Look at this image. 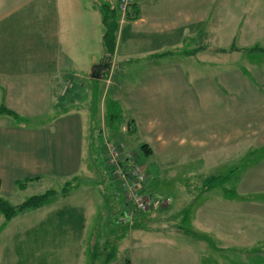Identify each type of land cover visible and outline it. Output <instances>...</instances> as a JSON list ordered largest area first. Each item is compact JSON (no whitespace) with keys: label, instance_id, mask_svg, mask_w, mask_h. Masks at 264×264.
Wrapping results in <instances>:
<instances>
[{"label":"crops","instance_id":"0c3cea01","mask_svg":"<svg viewBox=\"0 0 264 264\" xmlns=\"http://www.w3.org/2000/svg\"><path fill=\"white\" fill-rule=\"evenodd\" d=\"M101 1L0 0V107L27 119L11 123L0 115V198L8 202L4 198L42 180L67 185L81 178L85 184L76 192L82 196L77 201L90 205L88 190L103 186L97 203L106 218L114 219L127 207L105 164L106 140L123 153H133L128 148L132 143L145 146L143 152L158 156L164 165L242 141L245 149L258 148L246 154L254 158L243 164L231 204L242 205L245 216L255 214L264 228V0L135 4L126 17L118 12L115 52L105 69L99 66L104 64L99 7L117 9V0ZM233 46L235 51L217 52ZM203 54L229 57L219 82L211 75L196 78L194 67H184L182 62ZM235 61L240 70L233 72ZM89 81L97 94L104 82L110 93L94 106L96 112L90 110L92 101L88 104ZM106 100L123 112L118 129L106 126ZM29 179L24 187L17 186ZM105 193L112 197L108 202ZM71 194H56L41 207L50 208L45 213H37L39 208L9 221L0 214V264H83L57 238V216L64 210L55 206ZM53 213L55 223L45 227L42 222L18 223L19 218L48 220ZM194 213L197 219L203 210ZM156 218L173 217L161 207L139 221L147 226ZM142 226L128 229L110 264H118L122 253L121 264H201L203 245L177 238L148 243L153 241L138 234L158 230ZM166 231L181 234L179 226ZM110 233L119 237L122 230L112 227ZM87 247L81 251L88 253Z\"/></svg>","mask_w":264,"mask_h":264},{"label":"rangeland","instance_id":"374dc122","mask_svg":"<svg viewBox=\"0 0 264 264\" xmlns=\"http://www.w3.org/2000/svg\"><path fill=\"white\" fill-rule=\"evenodd\" d=\"M93 1L98 4L102 3L101 0ZM228 58L203 54L198 60H188L182 63H184V67L196 69V78L202 79L211 75L214 80L219 82L225 60ZM175 60L178 61V59ZM233 64V72L240 70V62L235 61ZM117 69L118 67L115 68V70ZM191 77L192 75L189 76V78ZM91 85L92 83L89 81L88 99L90 100H88V104L89 101H92L90 110L96 112L97 109L94 106L101 101L102 96L109 98L110 93L105 82L100 86L98 94L91 89ZM96 89L98 90V88ZM72 104L80 105L81 103L72 102ZM6 119L8 120V118ZM46 120L50 121L48 117ZM8 121L12 123L16 120L9 119ZM25 121L27 119L19 116V120L16 122ZM221 142L218 141L219 144ZM238 144L239 146H234V148L233 146L226 148V146L221 145L222 147L216 149L215 152L170 165L162 164V160L158 156L149 157L146 155L138 143L129 144V151L133 152L134 159L144 171L145 194L153 199H168L170 203L166 207L171 210L173 217L166 221L156 218L148 222L147 226H142L143 223L138 221L131 226L128 224L129 227L140 228L142 226L150 230H158V233L138 234L139 238H144L147 242L153 241L148 243H155L154 239L172 243V239L177 238L183 242L203 245V248L198 247L201 264H264V228L260 226L262 222L253 213L250 216H245L242 213L243 206L233 205L230 200L231 191H233L234 185L246 166L243 164H247L249 160L254 158L248 159L247 152L258 148V146H254V148L245 149L242 146V141ZM121 152H125V150L121 149ZM243 152H245L244 155ZM208 181L209 183H207ZM64 184L61 180L51 184L42 180L38 183L29 184L25 192H16L12 197L4 199L10 205L17 206L25 202L26 199L42 195L47 191H55L60 195L61 192L72 193L67 200L59 201L55 206L57 210H64L62 216H60L61 214L57 216L58 243L69 244L68 249L74 251L75 258H81L83 264H88L90 263L89 251H93L92 246H95L96 250L99 249L105 241L104 234L109 236L112 227L117 230L120 229L116 222L118 215L114 219L110 218V215L106 218L105 209L103 210L102 206L98 205L97 201L102 195L103 186L100 189L95 185L96 187H91L88 190L85 197L92 198V203L90 205L85 203V205L82 203L85 200L77 201L78 197H82L81 194H76L77 190H81L85 181L77 178L68 186ZM205 185L209 186L208 190L203 188ZM52 207L54 208V205ZM198 208L203 210V213L198 215L196 219L194 212ZM47 210L49 211L50 208L44 207L38 211L36 209L37 213H45L48 212ZM53 214L48 216L51 218L48 220H39L33 217L24 220L19 218L18 223L20 225L29 222L38 226L42 222V227H45L44 223H55L56 215ZM112 216L114 215L112 214ZM125 216L122 217L124 222ZM194 218L196 222L193 221ZM176 226L181 229V234L175 236L167 231L164 233L165 229L172 230ZM156 243L158 242L156 241ZM82 246H84L83 249L88 246V253L81 251L80 247ZM205 246L210 247V249L205 248ZM122 254L118 256V264L123 263ZM94 262L101 264L102 260L96 257Z\"/></svg>","mask_w":264,"mask_h":264},{"label":"trees","instance_id":"16d2710c","mask_svg":"<svg viewBox=\"0 0 264 264\" xmlns=\"http://www.w3.org/2000/svg\"><path fill=\"white\" fill-rule=\"evenodd\" d=\"M99 11L101 14V23L103 27V34H102V39H101V45L103 49V63L106 65L107 68H109L114 52H115V46H116V33L118 30V22H117L118 21L117 20L118 11L116 8L110 7L108 5H101L99 7ZM235 50L236 49L233 46L230 49L218 50L217 52L226 53V52L235 51ZM0 115L10 117L12 120H16V121L19 120L18 115H16L14 112H12L11 110L5 107H0ZM105 123L109 130L118 129L121 126V124H123V112L120 106L117 103L112 102L110 100L105 101ZM106 142H109V141L106 140L105 144ZM105 144H104V148H105ZM141 148L144 149L145 146H142ZM104 159H105V164L107 165L106 167H107L108 173L112 179L111 168L107 164L105 153H104ZM31 180L32 179H29L25 183H19L17 186L24 187L26 183ZM106 182H107L106 180L102 181V183H106ZM112 182L115 183L113 179H112ZM207 183H209V181ZM68 185L69 183L65 186H68ZM205 186H203V188L208 190L209 186L207 185ZM56 194L57 193L55 191H47L42 195L33 196L31 198H28L25 202H23L19 206H12L8 202L0 198V214L4 217L5 221H9L20 213L36 210V209H39L45 206L52 197L56 196ZM61 196H66V193L61 192ZM105 196H106L107 202L108 200L110 201V199H112L111 195L108 193H105ZM125 206L127 207L126 204ZM115 213L116 212L114 213L112 212L114 216H115ZM126 214H127V209L126 211L122 210L120 214H118V217H117L118 221L116 220L117 225L122 230V235L119 237H116V236L114 237V233H110V236H109L110 238L106 239L99 249L96 250L95 246H92L93 251L92 252L89 251L90 263L88 264H95L94 261L96 260V257L102 260L101 264H110L116 258L117 244L119 243V241H121L124 238L125 233L130 228L129 225L125 223L122 219V217ZM137 215L138 217L136 218ZM137 215L135 216V220H136L134 221L135 224L138 223V221L142 217H144V215L146 214H137ZM96 251L98 252V254ZM90 252H91V255H90Z\"/></svg>","mask_w":264,"mask_h":264},{"label":"built area","instance_id":"2783aa9c","mask_svg":"<svg viewBox=\"0 0 264 264\" xmlns=\"http://www.w3.org/2000/svg\"><path fill=\"white\" fill-rule=\"evenodd\" d=\"M153 0H117V9L121 17H125L128 9L135 5ZM107 164L111 168L112 179L117 185V196L122 197L127 205L125 223L130 226L137 214L148 213L156 208L166 207L168 199H153L145 194V175L143 168L131 153L124 154L111 142L105 144Z\"/></svg>","mask_w":264,"mask_h":264},{"label":"water","instance_id":"95a60500","mask_svg":"<svg viewBox=\"0 0 264 264\" xmlns=\"http://www.w3.org/2000/svg\"><path fill=\"white\" fill-rule=\"evenodd\" d=\"M99 66H101L103 69L106 68V65H105V64H101V65H99Z\"/></svg>","mask_w":264,"mask_h":264}]
</instances>
